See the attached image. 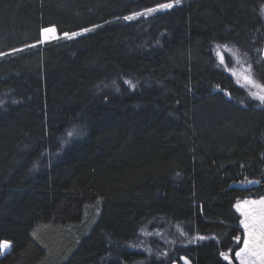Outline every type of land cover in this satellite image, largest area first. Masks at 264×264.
Listing matches in <instances>:
<instances>
[{"label":"trees","instance_id":"obj_1","mask_svg":"<svg viewBox=\"0 0 264 264\" xmlns=\"http://www.w3.org/2000/svg\"><path fill=\"white\" fill-rule=\"evenodd\" d=\"M172 1L0 0V264H240L264 105L221 56L264 83V0L124 18Z\"/></svg>","mask_w":264,"mask_h":264},{"label":"rangeland","instance_id":"obj_2","mask_svg":"<svg viewBox=\"0 0 264 264\" xmlns=\"http://www.w3.org/2000/svg\"><path fill=\"white\" fill-rule=\"evenodd\" d=\"M167 3H172L173 6L177 4L174 1L166 2L162 4H167ZM148 9H156V10L153 12H146V10ZM163 9L159 8L158 5H156L141 11H135L133 13L127 14L124 16V18L133 16L134 13H140V15L138 16H142L149 13H155ZM138 16H134L133 18ZM85 29L87 28H82L81 30H78L75 33L84 32ZM70 34L73 35V32H71ZM57 35L58 34L56 33V30L53 35H45L47 37H44L40 33L42 39L56 37ZM222 49L223 47L221 48V50ZM219 50L220 49L218 46L215 49L216 53H218ZM222 54H223V56H221L222 64L233 75L235 83L238 86L244 88V90L249 94L251 98L257 100L260 104L264 105V102H262L260 99L254 98V97L264 96V83L261 82L260 79L256 76L251 64L245 61L244 56H242V54H240L238 51H231L230 49H228L226 53L224 51L222 52ZM229 58L232 60L231 64L228 63ZM234 208L240 215L239 225L242 228L244 234L240 246L235 251L236 259L240 264H264V259H262L260 250L258 247H256V244H258L261 241V238L264 237V196L260 198H239L236 200L234 204ZM140 236H142V238H141V243H138L139 245L138 248L141 249L142 251H146L149 248L148 243L150 241L149 239L150 235L141 234ZM156 238L162 239L163 235L158 234ZM195 239H203V237H195ZM245 240H249L253 242V244H251L250 246L252 247V251L255 252L256 254L252 255L251 253H244L240 257H237L236 253L240 252V250L244 248ZM9 249L10 246L6 249L0 248V251L1 253H5ZM136 264H142V263H136ZM172 264H178V263H172ZM180 264H190V263L187 259L181 257Z\"/></svg>","mask_w":264,"mask_h":264},{"label":"snow or ice","instance_id":"obj_3","mask_svg":"<svg viewBox=\"0 0 264 264\" xmlns=\"http://www.w3.org/2000/svg\"><path fill=\"white\" fill-rule=\"evenodd\" d=\"M175 3H179V0H174ZM172 3H167V4H161V5H158L159 8L163 9V8H170L172 7ZM156 9H148L146 10V12H153L155 11ZM140 15V13H134L133 16H129V17H125V19H132L134 16H138ZM45 31H49L48 29H46ZM85 31H88L87 29H85ZM67 36V34H65ZM73 35H76V33H73ZM250 70V68H249ZM247 79V77H246ZM127 83L131 84V81H127ZM254 98H258L260 99L262 102H264V96H259V97H254ZM75 135L74 132H69L68 133V136L71 137ZM247 227V226H246ZM251 244H253L252 241H249V240H245L244 242V248H242L240 250V252L236 253L237 257H240L242 254L244 253H251L252 255H255L256 253L252 251V247L250 246ZM10 246V242H7V241H4V242H0V248H8ZM256 247L259 248L260 250V253H261V256H262V259H264V237L261 238V241L256 244ZM223 255V254H222ZM227 258V257H226Z\"/></svg>","mask_w":264,"mask_h":264},{"label":"bare ground","instance_id":"obj_4","mask_svg":"<svg viewBox=\"0 0 264 264\" xmlns=\"http://www.w3.org/2000/svg\"><path fill=\"white\" fill-rule=\"evenodd\" d=\"M46 29H48L49 31H45ZM42 33L44 35H53L55 33V29L52 28V27H45V28L42 29Z\"/></svg>","mask_w":264,"mask_h":264},{"label":"water","instance_id":"obj_5","mask_svg":"<svg viewBox=\"0 0 264 264\" xmlns=\"http://www.w3.org/2000/svg\"><path fill=\"white\" fill-rule=\"evenodd\" d=\"M41 35H43L44 37H47V36H45L42 32H41Z\"/></svg>","mask_w":264,"mask_h":264}]
</instances>
